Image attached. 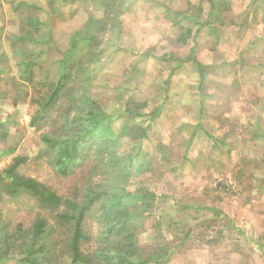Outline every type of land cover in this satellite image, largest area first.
I'll use <instances>...</instances> for the list:
<instances>
[{"label": "rangeland", "instance_id": "rangeland-1", "mask_svg": "<svg viewBox=\"0 0 264 264\" xmlns=\"http://www.w3.org/2000/svg\"><path fill=\"white\" fill-rule=\"evenodd\" d=\"M6 1L0 5L2 41L18 31V18ZM34 1L44 7L53 2L54 37L61 48L67 45L68 35L82 29L99 9L92 0ZM124 1L121 37L105 35V60L110 62L95 79L93 91L115 118L116 130L138 123L147 131L141 142L123 138L117 149L119 154L134 156L127 189L156 196L155 205L145 211L146 227L139 243L152 245V251L158 247L160 254H181L177 264H264V99L260 98L264 82L243 69L246 63L259 65L264 60L260 52L251 57L248 51L263 11L252 1L232 0L234 18L247 12L248 21L235 19L236 23L229 14L220 44L214 37L201 36L194 47L205 66L201 85L192 63L177 67L174 61L161 60L178 50L179 31L166 18L167 7L192 8L204 21L192 6L198 0ZM146 52L150 56L143 58ZM55 59H50L51 64ZM262 74L256 69L258 78ZM14 75V61L0 63L1 77ZM130 98L143 117L131 119L127 114ZM35 112L31 103L0 102V122L7 124L8 131L7 140L0 143V171L16 157L27 158L21 173L68 196L73 181L59 180L40 157L42 132L31 125ZM256 117L260 122L253 129ZM7 205L14 210L15 222L29 220L25 206ZM90 225L87 228L96 233L95 224Z\"/></svg>", "mask_w": 264, "mask_h": 264}, {"label": "trees", "instance_id": "trees-1", "mask_svg": "<svg viewBox=\"0 0 264 264\" xmlns=\"http://www.w3.org/2000/svg\"><path fill=\"white\" fill-rule=\"evenodd\" d=\"M92 1L99 7L97 13L68 35L64 48L54 37L53 2L44 7L34 0L6 1L18 18V31L0 40V63L14 61L16 75L0 76V102L36 107L31 125L42 132L40 157L59 180L73 183L68 196L60 194L21 173L28 161L23 157L0 171V264L9 260L16 264H162L168 259L158 247L152 251V245L139 243L146 227L145 211L155 205L156 196L127 189L134 156L117 152L123 138L141 142L147 131L138 123L116 130L115 118L93 91L95 79L110 62L105 60V35L121 37L125 1ZM192 6L202 16L207 9L204 21L192 8L167 7L166 18L179 31L176 43L193 39L199 46L203 34L219 43L232 0H198ZM161 60L174 61L177 67L192 63L203 85L205 66L195 51L188 59L170 53ZM132 100H127V114L131 119L143 117ZM6 127L0 122V143L8 138ZM11 202L25 206L27 222H15L14 210L7 205ZM89 223L95 224L96 233L87 228Z\"/></svg>", "mask_w": 264, "mask_h": 264}, {"label": "crops", "instance_id": "crops-1", "mask_svg": "<svg viewBox=\"0 0 264 264\" xmlns=\"http://www.w3.org/2000/svg\"><path fill=\"white\" fill-rule=\"evenodd\" d=\"M248 1H252L253 5H255V4L259 5V6H257L258 9H260V11H263V14H258L259 17H261L260 15H263V16H262L261 21H258V24L259 25L257 24L256 25L257 27L254 28L255 33H254L253 38L250 39V41H249L248 51L250 52L251 57H253V54L254 53H257V52H260L261 55H264V9H263L264 8V0H259L258 2H255L254 0H248ZM231 15H232V17H233L234 20L235 19L239 20L238 23H243L245 21H248V18H249V14L247 12H243L242 14L237 15V16H235V18L233 16L232 12L230 13V17H231ZM203 17H206V14L203 15ZM227 20H226V25L228 23ZM235 22L237 23L236 20H235ZM220 42H222V41H220ZM220 42L217 43V44H220ZM191 43H193V45H191ZM195 45H196V43H195V41L193 39H190L186 44H177L176 47H177L178 50L172 52V54L175 56V58H178V59H188L190 57L191 53L193 51H195V48H194ZM182 49H186L185 52H183ZM229 62H231V61H229ZM260 63L261 64H259V65L256 64V63H246L245 64V67L243 69H244V71H249L251 73V76L254 74L252 76L253 79H255V80L260 79V82H264V74H262L260 76V78H258L256 76V69L259 72H264V60L261 61ZM232 65L233 66L236 65V63L235 62H232ZM251 76H250V79H251ZM251 81H252V79H251ZM260 98H263L264 99V95L262 97H260ZM262 109H263L262 112L264 113V105H263V108ZM207 119L210 120L211 119V116H208ZM258 121H259V119H258V117H256L255 118V121H254V127H253V129H256L259 126V122L260 121L259 122ZM207 127L208 126H206V125L204 126V128L207 131H209L207 129ZM263 169H260L261 170L260 173H263ZM180 255L181 254H179V253H171V254L169 253L168 254V259L164 263H162V264H177V261L176 260L181 259ZM149 264H155V263H149Z\"/></svg>", "mask_w": 264, "mask_h": 264}]
</instances>
